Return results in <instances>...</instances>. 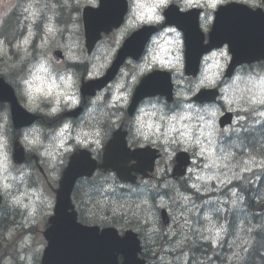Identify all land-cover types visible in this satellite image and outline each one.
I'll use <instances>...</instances> for the list:
<instances>
[{"label":"clouds","instance_id":"clouds-1","mask_svg":"<svg viewBox=\"0 0 264 264\" xmlns=\"http://www.w3.org/2000/svg\"><path fill=\"white\" fill-rule=\"evenodd\" d=\"M103 2L12 0L0 12V84L11 92L0 98V264H45L78 154L95 167L72 180L68 200L75 191L82 222L93 225L83 228L131 234L135 264L145 253L149 264H264V57L236 62L229 43L211 46L221 10L264 16V0H120L119 23L90 44L86 12ZM173 10L196 16L204 50L194 73L185 32L168 22ZM142 33L138 55L121 59ZM157 74L169 92L141 94ZM118 132L127 150L157 148L149 150L157 166L128 180L104 170ZM178 157L186 160L179 172ZM115 264H127L123 253Z\"/></svg>","mask_w":264,"mask_h":264},{"label":"water","instance_id":"water-1","mask_svg":"<svg viewBox=\"0 0 264 264\" xmlns=\"http://www.w3.org/2000/svg\"><path fill=\"white\" fill-rule=\"evenodd\" d=\"M135 44L137 43L127 46L121 56L128 54V50L131 51ZM169 90V84L163 83L160 88L161 94H167ZM22 115L17 110V117L20 122L25 119L22 118ZM119 137L120 134H117V138L113 139L108 149L106 146L102 168L104 170H116L121 178L126 180L127 176L123 168L124 161H122L125 149L123 143L118 144ZM80 160L84 163L82 164ZM94 167L95 164L89 162L87 156L78 154L73 159L72 165L65 176L60 194V205L57 209V215L52 221L53 228L47 233V238L51 244L46 252L45 264H115L116 253H123L127 264H135V252L138 249L136 241L131 234L125 240H120L115 232L111 230H104L103 234L98 235L95 229L90 230L80 227L76 229V232L80 233V235L68 236L70 234L68 231H72L70 225L75 223V215L67 213V210L72 208L69 202L70 196L68 200L72 180L78 175L90 174ZM140 262L144 264L143 261Z\"/></svg>","mask_w":264,"mask_h":264},{"label":"trees","instance_id":"trees-1","mask_svg":"<svg viewBox=\"0 0 264 264\" xmlns=\"http://www.w3.org/2000/svg\"><path fill=\"white\" fill-rule=\"evenodd\" d=\"M261 184H264V178L261 179L260 181ZM252 204L254 203V201H250ZM196 251H199V249H197Z\"/></svg>","mask_w":264,"mask_h":264},{"label":"rangeland","instance_id":"rangeland-1","mask_svg":"<svg viewBox=\"0 0 264 264\" xmlns=\"http://www.w3.org/2000/svg\"><path fill=\"white\" fill-rule=\"evenodd\" d=\"M41 180L43 181L44 180V178L43 177H41ZM51 191V190H50Z\"/></svg>","mask_w":264,"mask_h":264},{"label":"flooded vegetation","instance_id":"flooded-vegetation-1","mask_svg":"<svg viewBox=\"0 0 264 264\" xmlns=\"http://www.w3.org/2000/svg\"><path fill=\"white\" fill-rule=\"evenodd\" d=\"M145 254H147V253H145Z\"/></svg>","mask_w":264,"mask_h":264}]
</instances>
